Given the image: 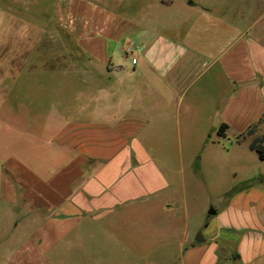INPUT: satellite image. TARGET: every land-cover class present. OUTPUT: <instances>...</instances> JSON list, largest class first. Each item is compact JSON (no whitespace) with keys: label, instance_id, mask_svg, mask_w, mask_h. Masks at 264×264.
<instances>
[{"label":"crops","instance_id":"1","mask_svg":"<svg viewBox=\"0 0 264 264\" xmlns=\"http://www.w3.org/2000/svg\"><path fill=\"white\" fill-rule=\"evenodd\" d=\"M67 4L88 75L65 123L8 124L25 156L1 142L0 264H264L263 193L238 196L197 242L186 209L179 230L170 222L176 169L151 137L175 147L170 136L222 124L227 137L264 134V0ZM116 42L141 48L137 62H117ZM157 206L165 227L138 215Z\"/></svg>","mask_w":264,"mask_h":264},{"label":"rangeland","instance_id":"2","mask_svg":"<svg viewBox=\"0 0 264 264\" xmlns=\"http://www.w3.org/2000/svg\"><path fill=\"white\" fill-rule=\"evenodd\" d=\"M68 1L0 0V145L11 139V152L21 157L25 156L24 137L8 136V124L23 133L24 128L39 132L49 119L65 123L78 97L77 83L88 75L85 55L72 53L78 44L71 31ZM122 45L115 43V60L128 63L133 57L125 55ZM245 131L236 129L222 138L210 128H196L170 136L175 147L165 145L164 136H151L157 154L176 169L172 179L178 212L170 221L176 230L181 224L178 214L184 209L186 228L193 235L201 226L219 222L238 196L254 191L264 195V161L249 149L253 136ZM10 167L14 174V166ZM237 169L247 174L236 178ZM158 209L138 215L165 227L169 220L164 221ZM211 210L220 215H210ZM260 217L264 221V212Z\"/></svg>","mask_w":264,"mask_h":264},{"label":"trees","instance_id":"3","mask_svg":"<svg viewBox=\"0 0 264 264\" xmlns=\"http://www.w3.org/2000/svg\"><path fill=\"white\" fill-rule=\"evenodd\" d=\"M227 129H228V125L222 124L220 128L218 129V135L222 138H226ZM253 129L254 128H250L248 133L249 134L252 133ZM239 137H243V134L239 135ZM249 149L255 152L261 161H264V134L259 137H256L250 144Z\"/></svg>","mask_w":264,"mask_h":264},{"label":"built area","instance_id":"4","mask_svg":"<svg viewBox=\"0 0 264 264\" xmlns=\"http://www.w3.org/2000/svg\"><path fill=\"white\" fill-rule=\"evenodd\" d=\"M136 50H138V51H141V48H132V47H127L126 49H125V55L126 56H132L133 58H132V60H133V63H136L137 62V57H136Z\"/></svg>","mask_w":264,"mask_h":264},{"label":"water","instance_id":"5","mask_svg":"<svg viewBox=\"0 0 264 264\" xmlns=\"http://www.w3.org/2000/svg\"><path fill=\"white\" fill-rule=\"evenodd\" d=\"M216 213V211L215 210H211L210 212H209V214H215ZM196 241L197 242H204V238L201 236V234H199L197 237H196Z\"/></svg>","mask_w":264,"mask_h":264}]
</instances>
